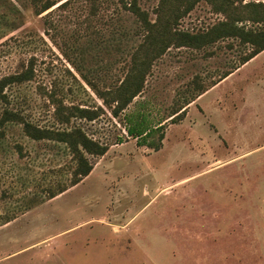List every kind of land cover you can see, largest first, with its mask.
Wrapping results in <instances>:
<instances>
[{"label":"rangeland","instance_id":"374dc122","mask_svg":"<svg viewBox=\"0 0 264 264\" xmlns=\"http://www.w3.org/2000/svg\"><path fill=\"white\" fill-rule=\"evenodd\" d=\"M45 1L0 0V77L31 58L35 68L33 80L5 88L0 114L9 107L36 125L62 127L49 95L64 105L102 106L95 120L72 121L109 148L90 156L93 169L82 181L48 199L50 186L69 182L68 149L29 138L22 124H0V264H166L172 252L163 237L147 232L168 216L156 205L146 209L147 203L197 197L200 191L186 183H248L254 207L264 209V50L241 64L251 45L235 37L202 48L170 44L152 61L139 95L114 117L81 73L101 90L117 86L143 41L141 21L122 0H50L55 4L37 14L34 5ZM190 1L138 0V5L159 27L171 21L172 31H204L229 15L243 18L237 24L246 28L264 26L248 20L263 11L249 4L264 0H198L174 23L175 13ZM192 98L183 118L171 122L174 109ZM134 110L143 111L151 125L164 123L158 150L127 134L125 113ZM210 168L219 170L198 178ZM14 217L18 221L2 225ZM258 217L236 221L235 231H264ZM125 223H131L126 230ZM261 240L264 236L253 237L252 249ZM37 245L44 249H32Z\"/></svg>","mask_w":264,"mask_h":264},{"label":"trees","instance_id":"16d2710c","mask_svg":"<svg viewBox=\"0 0 264 264\" xmlns=\"http://www.w3.org/2000/svg\"><path fill=\"white\" fill-rule=\"evenodd\" d=\"M164 1L166 0H162L161 3ZM175 1L178 4L182 2V0ZM197 1L198 0H191L181 11L175 13L173 22L176 23L178 17L186 14ZM207 1L210 2L211 0ZM54 4L53 1L46 0L39 6L34 5L35 12L40 14L48 10ZM122 6L138 17L145 30L142 43H140L132 55L129 71L117 86L112 89L108 88L104 90L99 89L85 74L81 73L82 79L94 90L97 97L102 100L104 106L109 109L114 117L123 112V110L133 102L134 98L139 95L143 88L145 75L152 61L164 54L170 47V44L202 48L219 39L235 37L238 38L241 43L251 45V50L242 58L241 64L246 63L264 50V26L261 28H246L244 25H238L237 22L243 20L241 17H231L229 15L226 20L214 24L207 30L190 33L180 30L172 31L170 27L171 21H165L162 27H159L156 21L151 22L148 18V12L141 9L138 5V0H122ZM249 6L263 8L262 12H256L255 15L248 18V20L264 25V3H250ZM174 8L179 9V6ZM33 59L34 58H31L27 65H23L20 70L0 77V100H7L5 88L8 85L20 84L34 79L35 68ZM230 73L231 71L225 73L222 79ZM201 88L202 87H200V90ZM204 91L205 90L202 92ZM202 92L200 91L198 95ZM49 96V100L54 107L53 117L62 127L55 125H36L25 119L21 112L9 107H4L2 109L0 124L4 125L10 122L22 124L23 131L29 138L34 140H53L63 143L68 149L72 162L71 177L67 184L57 187L50 186L48 188L47 198L52 199L82 181L93 169L90 156L96 157L104 155L109 145L108 143L92 137L81 125L72 121L73 118L93 121L104 113V108L102 106L90 107L80 104L64 105L62 101L57 103L52 95ZM194 99L195 98L187 100L184 105L175 108L170 118L171 122L175 123L181 120L186 113V107ZM125 119L127 134L131 137H136L140 145H146L154 150H158L161 147L164 138V123L160 122L156 125H151L146 114L140 110L125 113ZM155 134L158 135L157 139L153 137L150 139V137ZM11 219L13 218L6 219L2 224Z\"/></svg>","mask_w":264,"mask_h":264},{"label":"crops","instance_id":"0c3cea01","mask_svg":"<svg viewBox=\"0 0 264 264\" xmlns=\"http://www.w3.org/2000/svg\"><path fill=\"white\" fill-rule=\"evenodd\" d=\"M217 170L219 169L210 168L208 171L200 173L198 178ZM192 185L200 191L197 197L187 199L152 198L147 203L146 209L156 205L159 206L157 212L163 213L166 218L168 216L163 225L156 221L153 222L147 232L149 236L156 233V237H163L166 251L172 252V259H169L170 256H168L166 264L263 263V240H261L259 248L255 247V249H252L251 240L253 237L264 236V231L260 230L254 235H247L244 232L249 231H235L234 229L235 222L238 220L243 224L249 221L252 223L260 216L261 221L264 222V209L254 207L253 194L248 192L251 190L249 184L236 185L233 182L197 181L196 183H186L185 186ZM258 189L260 190L261 187ZM178 206L180 209L176 208ZM174 217L176 218L174 219ZM18 219L19 217H14L2 225H10ZM130 224L125 223L124 229L126 230ZM135 231L138 235L141 234V226L138 225ZM176 238H180V242ZM248 239H250L249 244L247 243ZM32 249L41 250L44 247L37 245ZM41 252L44 253V250Z\"/></svg>","mask_w":264,"mask_h":264}]
</instances>
